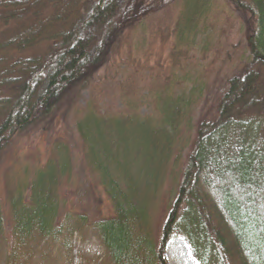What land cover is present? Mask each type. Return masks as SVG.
<instances>
[{"label":"trees","instance_id":"obj_1","mask_svg":"<svg viewBox=\"0 0 264 264\" xmlns=\"http://www.w3.org/2000/svg\"><path fill=\"white\" fill-rule=\"evenodd\" d=\"M173 1L0 0V239L9 264H24L16 261L36 237L73 235L85 226L97 231L107 264H167L164 250L173 232L186 237L200 264H264V0H227L254 24L245 40L248 56L236 72L220 66L213 73L209 81L223 85L217 111L198 124L187 147L175 149L189 120L188 99L183 103L174 93L176 82L155 73L159 82L152 87H135L154 78L149 50L140 58L132 48L120 58L127 61L123 81L130 92L116 87L121 64L97 79L101 95L115 84L108 92L118 91L119 106L104 107L92 93V71L106 48L116 38L120 50L153 11ZM180 1L177 41L188 44L202 26L204 51H218L206 44L209 0ZM167 33L160 30L162 45ZM222 52L226 65L228 48ZM76 86L88 90L83 104L76 101L79 92L68 98ZM62 99L86 178L109 205L104 215L91 213L100 209L83 189L67 196L72 160L66 139L53 141L45 160L34 165L29 156L18 157L23 133ZM107 131L115 136L109 141ZM164 201L166 213L156 217L153 209ZM66 244L68 264H86Z\"/></svg>","mask_w":264,"mask_h":264},{"label":"rangeland","instance_id":"obj_2","mask_svg":"<svg viewBox=\"0 0 264 264\" xmlns=\"http://www.w3.org/2000/svg\"><path fill=\"white\" fill-rule=\"evenodd\" d=\"M208 3L210 10H208L209 13L205 17H207L209 24L210 38L206 44H210L213 49L219 47V50L216 51L217 53L215 52L216 54L213 50L204 51V32H202V26L201 29L190 36V42L188 44L183 42L179 43V40L177 41L173 28L178 16L181 14L182 2L176 0L171 3L168 2L166 5L160 6L158 10L153 11L151 16L141 24L139 31L134 33L133 38L130 41H124L120 50L115 49V45L118 42V39L115 38L116 41L114 39V43L106 48L107 53L102 58L99 67H96L92 71L91 80L94 79L92 81V93L97 98L103 99L104 107L115 108L117 105H120L117 100L119 98L118 91L114 92L113 95L108 92L110 89L114 91L113 85L115 84H109L107 86V93L104 92L101 95L99 94L100 90H102L101 83L97 79L102 77L105 72H108V74L115 73L116 66L121 64V66L117 67L120 69L118 75L122 76L117 80L120 85L116 87L117 89H121L122 93L130 92L129 86L123 81L128 72L127 61H125V58L123 61H120V58L127 55L132 48V54L137 53L140 58H143L145 51L149 50L148 60L149 64L154 68L152 71L154 72V78L148 79L147 83L140 81L141 83L135 84V87L138 88L137 90L141 91L139 89L141 85L149 88L150 84L152 87L154 82H159L157 76H155L156 73L161 75V80L164 77L165 80L167 78L168 80L176 82L173 87L174 93L179 95L183 103L188 99L186 109L188 108L189 120L188 122H183L181 126L180 133L177 137L176 150L188 144L189 138L195 132L198 124L205 119H211L217 111V101L223 90V85H219L220 81L218 78V80L212 83L209 81L212 80L211 76L213 73L217 74L216 69L221 66L224 72L228 73L232 70L236 72V64L243 62L248 56V48L245 40L248 32L252 27L254 28V24L248 17L246 11L236 9L227 0H209ZM166 28L168 29V33L162 45L160 30H165ZM122 29V25H119L118 32ZM232 46L237 47L233 48ZM135 48H138L137 52L134 51ZM225 48H228L230 58L226 65H222V51ZM106 62L113 67L105 71L103 66ZM210 67L213 68V72L209 74L208 78L206 74ZM190 82H195V88L191 95L189 94ZM76 92H79L76 101L83 104L88 97V90H82L76 86L68 98H71ZM146 93L147 91L144 93V97ZM63 106L64 100L62 99L55 105L51 115L46 120L37 122L23 133L18 145V157L25 158L29 156L33 159L34 165L37 161L45 160L44 157H47L48 149L53 141L60 138L66 139L69 143L68 150L70 151L72 160L71 187L67 191V196H70L73 192L80 193V189H83L90 200L89 202L91 204L93 203L91 206L100 209H95L91 213L100 216L98 213L100 211L102 212L101 215H104L109 212V205L95 182L86 178L85 167L81 159V147L77 143L76 133L72 124L61 110ZM142 111L145 112L146 109L143 108ZM189 122L192 124V128L190 129L188 128ZM107 134L106 141H109L111 137H115L109 131H107ZM2 174L3 164L0 163V195ZM164 186L167 188L168 182L167 184L165 182ZM164 205L165 201L160 206L156 205L153 211H158L154 212L153 215L160 218V215L165 214L166 209H164ZM153 223L155 222L153 221ZM156 223L161 226L162 220ZM70 235L64 232L62 236L56 234L55 238L43 239L36 237L29 244V248L27 247V249L22 250L23 260L17 259L16 263L68 264L67 247L64 245L67 242L68 245L71 244L73 247L72 255L79 257L80 254H83L86 257V264H107L108 258L106 250L102 246L95 229L85 226L81 228L79 233ZM164 257L167 264H199L192 255L191 246L186 237L178 235L177 233H173L166 243ZM8 261L5 243L0 239V264H9Z\"/></svg>","mask_w":264,"mask_h":264},{"label":"bare ground","instance_id":"obj_3","mask_svg":"<svg viewBox=\"0 0 264 264\" xmlns=\"http://www.w3.org/2000/svg\"><path fill=\"white\" fill-rule=\"evenodd\" d=\"M184 256V255H183ZM192 259V258H191ZM194 261V259H192ZM185 261V260H184Z\"/></svg>","mask_w":264,"mask_h":264}]
</instances>
